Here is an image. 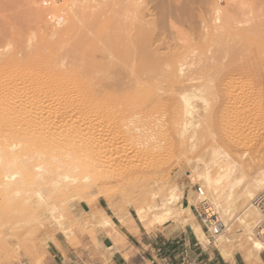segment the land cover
Returning <instances> with one entry per match:
<instances>
[{
  "label": "bare ground",
  "instance_id": "obj_1",
  "mask_svg": "<svg viewBox=\"0 0 264 264\" xmlns=\"http://www.w3.org/2000/svg\"><path fill=\"white\" fill-rule=\"evenodd\" d=\"M217 10L218 13L220 9ZM240 19L231 14L226 15L225 22L221 21L233 27L230 32L237 29L233 43L216 42L215 38L214 43L208 41L209 45L205 42L200 47L199 56L191 49L193 45L186 48V44L182 47L176 43L174 49L168 45L160 50L164 40L154 47L142 43L136 47L134 41L126 40L128 27L120 23L105 31L92 30L93 39L105 40L100 56L90 53L93 48L84 43L85 38L81 42V30V44L69 41L73 32L66 38L71 46L66 40L67 46L44 37L34 45L13 47L2 41L10 32L1 20L0 233L6 224L27 212L32 198L44 200L45 194L53 193L47 200L61 202L69 192L91 180L112 186L121 183L120 187L133 184L148 175L149 178L163 155L187 151L190 155L185 154L184 160L192 178L205 180L207 188L216 195V203H221L226 194L232 196L230 205L244 206V213L248 212L247 196L253 194H240L235 186L244 179L247 187L264 184V163L249 161L241 166L239 162L240 167H236L227 159L230 152L253 159L261 150L264 47L256 53L251 50L254 44L262 40L264 43V38L260 22L258 27L252 26L256 23L243 27L252 18ZM73 27L64 29L66 34ZM63 34L59 32L58 36ZM87 37L91 38L90 34ZM148 42L151 44V40ZM216 128L220 134L214 137ZM226 142L229 151L221 147ZM235 161L231 162L236 164ZM165 176L140 181L145 187L137 192L141 203L136 212L144 227L164 224L171 217L181 218V209L165 206L180 199L173 192L165 195L160 189L168 180ZM15 193H20L16 202L11 197L15 205L4 206L3 201ZM159 198L166 204L158 205ZM53 204L45 208L47 218L54 217ZM186 209L191 215L190 208ZM121 222L130 227L134 218L122 217ZM192 227L202 239V229L194 224ZM263 249L264 242L254 239L244 254L249 261L257 260ZM223 252L228 256V252Z\"/></svg>",
  "mask_w": 264,
  "mask_h": 264
},
{
  "label": "rangeland",
  "instance_id": "obj_2",
  "mask_svg": "<svg viewBox=\"0 0 264 264\" xmlns=\"http://www.w3.org/2000/svg\"><path fill=\"white\" fill-rule=\"evenodd\" d=\"M217 8L220 9L218 13ZM229 13L233 14L238 20L240 18H242L240 20L253 19H249L245 23L247 25L244 24L245 26L243 25V27H250L252 23H256V25H252L255 27L260 22L261 25L259 23L258 26L261 27L259 29L262 30L261 32L264 38V0H0V21L2 20L4 22L0 23H2L1 25L4 28L9 29L10 33L8 35L11 36H6L4 37L5 39L3 38L2 41L6 44L11 43L10 46H18L19 44L20 47H27V45L30 46L40 42L44 37H50L49 39L52 37L57 44L62 45V43H65L63 45H66L67 41L68 46H71V43H68L69 41L75 40L77 43L79 42L78 44H81L80 41L82 40L81 42L83 43V38H85L84 43L92 46V51L94 50L93 52L90 51V53H94L97 56L101 55L99 51H102L101 45L104 48L105 40L100 38L101 42L99 45L98 42L100 40L98 39V41L96 39L97 42L93 39L91 33L97 29L105 31L117 23L128 27L129 35L126 40L129 39L131 43L134 41L132 44H135L134 46L136 47L140 46L141 43V45L153 46L155 44L154 46H156L158 42L161 43L164 40L165 44L162 42L163 45L160 50L166 48L168 45V47L174 49L176 43L182 47L186 44L184 47L187 46L188 48L193 45L191 49L194 50L196 56H199L202 50L200 47H203L205 42L206 45L208 41L209 44L211 41L214 43L213 39L215 38H218L215 39L216 42L220 40L227 41L230 44L233 41L235 38L233 33L237 29L235 28V31L231 30L232 32H230L229 30L233 29V27L221 22L226 15L227 17L231 15ZM254 13H260V15ZM3 16L6 17L5 20V17L2 18ZM255 19L256 21H254ZM216 22L219 23V28ZM1 25L0 28L2 29ZM73 25L75 31L71 29L72 31L70 32L69 30L70 33L66 34L64 29L66 30L67 28L68 30ZM212 29L215 33H213ZM80 30L83 31L81 40L79 38L80 36H78ZM208 31L209 33H207ZM59 32L60 34L65 33L63 34L65 37L62 36L64 40L58 36ZM73 32L75 35L70 39L69 37ZM80 33L82 34V32ZM51 34L54 35L52 36ZM87 34H90L91 38L87 37ZM231 34L232 37H230ZM13 35L15 36L13 37ZM55 35L58 39L60 38L58 42ZM66 38H69V41ZM148 39L149 41L151 40V44L148 42ZM94 40L97 43L95 42L93 44ZM146 40L148 43H146ZM75 41V44L72 42L73 45H77ZM262 41L259 43L260 46L259 44L253 45L254 48L252 47L251 52H254L252 53H256L260 49L262 50L264 47ZM4 42L1 44L2 46L3 44L5 45ZM87 42H90L92 45ZM94 45H97V47L95 48ZM160 58L164 59L165 56H161ZM71 59L70 57L69 60ZM261 125L262 127L259 130V143L261 142L259 144L261 146L260 152L253 159L245 156V158L238 155L234 156L230 152L231 155L227 159L228 162L233 163L236 167L239 164L242 166L249 161L252 164L254 162V164H257L260 161L264 163V120ZM215 133L214 137H217L220 134V129L216 128ZM226 144L227 142L222 144L221 147L223 150L226 148V151H229V146ZM185 154L188 156L190 152L178 153L175 156L165 155V157L163 155L159 158V162L157 161L154 165V169L149 173L150 177L153 178L159 177L161 174L162 176L168 175L165 177L169 181L166 180L165 187L161 186L160 189L165 195L173 192L180 199L165 205L166 202L159 198L156 203L160 206L169 205V207L172 206L174 209H181V218L171 217L164 224H155L146 227L141 225L136 208L141 203L139 201V193L144 189L145 184L140 181L144 180L145 182V179L149 175L147 178L144 177L133 184H125L121 187V183H119V186H112L108 185V183L106 185L105 181H102V183L98 181L95 184L91 180L74 190V192H69L67 198H61V202L60 200H58L59 202L47 200V197L53 193L45 194L44 200L37 198L29 200L27 212L19 214L21 215L20 217L18 216L10 224H6L4 226L5 230L0 233V242H2L0 243V264H110V260L116 251L124 250L129 245V242L140 243L139 241H135L133 236L140 241H144L146 238L156 237V234L162 231L165 226L174 228L173 233L176 235L184 228L188 230L193 224L202 229L200 231L203 234V240L198 236L200 241L216 252L221 251L222 255H224V250L226 253L228 252V256L224 255V257L232 259L236 256L237 258H244L248 264H262L261 255L264 253V249L259 253L257 260L249 261L244 253L247 248L252 246L254 239L264 242V211L253 204L255 197L264 195V184L256 188L252 186L247 187L245 185V179L236 184V192L239 191L240 194H246V196L249 191L253 194L249 196L248 193L246 203L248 202L247 204L250 210L246 213H244V206L236 207L230 205L231 199L229 198L232 196L226 194L221 199L224 201H221L223 205H220L221 203L217 204L215 201L216 195L207 188L205 180L203 178L201 179V177L192 178L191 175L193 173L186 163V160H184L186 157ZM233 160H236V164L231 162ZM198 185L206 189L210 201L216 207L221 220L225 224L223 233L216 241L206 232L196 212L198 201L196 187ZM130 187H134L136 191ZM154 187L158 188L157 185ZM245 189L247 190L245 191ZM19 194H11L8 199L6 198L3 201V205L12 206L11 203L15 205L16 199L20 197ZM11 197L15 198V202ZM36 201L40 204L38 205ZM53 203L56 205V208L54 207V217L49 216L47 218L48 214L45 208ZM187 207L190 208L191 215L186 213ZM47 212L49 213L50 211ZM129 215L133 216L134 224L126 227L121 222V218ZM193 231L195 230L193 229ZM101 232H107L113 242L104 245L100 237ZM6 236L11 239H5ZM112 244L113 246L110 247ZM4 245L5 247H3Z\"/></svg>",
  "mask_w": 264,
  "mask_h": 264
},
{
  "label": "crops",
  "instance_id": "obj_3",
  "mask_svg": "<svg viewBox=\"0 0 264 264\" xmlns=\"http://www.w3.org/2000/svg\"><path fill=\"white\" fill-rule=\"evenodd\" d=\"M173 232L174 228L165 226L156 237L144 241L133 236L140 243L129 242L124 250L116 251L110 264H248L244 258L228 259L204 245L192 226L176 235ZM100 237L104 245L113 242L107 232H101ZM261 260L264 264V253Z\"/></svg>",
  "mask_w": 264,
  "mask_h": 264
},
{
  "label": "built area",
  "instance_id": "obj_4",
  "mask_svg": "<svg viewBox=\"0 0 264 264\" xmlns=\"http://www.w3.org/2000/svg\"><path fill=\"white\" fill-rule=\"evenodd\" d=\"M197 193V206L196 212L200 217L204 229L209 233L210 237L216 241L217 238L223 233L225 224L221 220L216 207L210 201L206 189L198 185L196 187ZM253 204L257 205L264 211V195H259L253 199Z\"/></svg>",
  "mask_w": 264,
  "mask_h": 264
}]
</instances>
